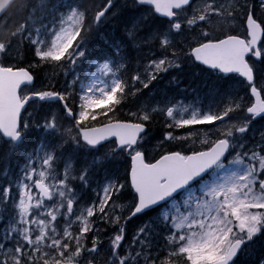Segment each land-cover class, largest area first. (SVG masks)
<instances>
[{
  "label": "snow or ice",
  "instance_id": "snow-or-ice-1",
  "mask_svg": "<svg viewBox=\"0 0 264 264\" xmlns=\"http://www.w3.org/2000/svg\"><path fill=\"white\" fill-rule=\"evenodd\" d=\"M0 264H264V0H0Z\"/></svg>",
  "mask_w": 264,
  "mask_h": 264
},
{
  "label": "rangeland",
  "instance_id": "rangeland-1",
  "mask_svg": "<svg viewBox=\"0 0 264 264\" xmlns=\"http://www.w3.org/2000/svg\"><path fill=\"white\" fill-rule=\"evenodd\" d=\"M112 27L113 26H109V28H107L108 29V33H109V35H112L113 34V32H111L112 31ZM43 73H41V77H43ZM60 80H61V82L63 81V77L61 76L60 78H59ZM193 81V78L191 77V76H187V77H185L184 79H183V82H182V84L180 85V87L181 88H184L185 86H189V95H191L192 93H191V88L192 87H195L196 86V84H203L204 82H210L209 81V78L205 75L204 77H203V79H199V80H196L195 82H192ZM39 86V85H38ZM162 86H167V84H166V81H164V82H162ZM197 91L198 92H200L201 94L203 93V88L201 87V88H198L197 89ZM30 111H31V109H30ZM161 129V130H160ZM163 126H162V121H160V120H158L154 125H153V127H152V130H151V132H152V135L154 136V137H157V138H159L160 136H161V134H162V132H163ZM156 140H153L152 141V143L153 144H156Z\"/></svg>",
  "mask_w": 264,
  "mask_h": 264
},
{
  "label": "flooded vegetation",
  "instance_id": "flooded-vegetation-1",
  "mask_svg": "<svg viewBox=\"0 0 264 264\" xmlns=\"http://www.w3.org/2000/svg\"><path fill=\"white\" fill-rule=\"evenodd\" d=\"M101 32L103 35H109L108 29H102ZM96 42H97V44H99L101 42L99 37L96 38Z\"/></svg>",
  "mask_w": 264,
  "mask_h": 264
},
{
  "label": "bare ground",
  "instance_id": "bare-ground-1",
  "mask_svg": "<svg viewBox=\"0 0 264 264\" xmlns=\"http://www.w3.org/2000/svg\"><path fill=\"white\" fill-rule=\"evenodd\" d=\"M112 32V31H111Z\"/></svg>",
  "mask_w": 264,
  "mask_h": 264
},
{
  "label": "trees",
  "instance_id": "trees-1",
  "mask_svg": "<svg viewBox=\"0 0 264 264\" xmlns=\"http://www.w3.org/2000/svg\"><path fill=\"white\" fill-rule=\"evenodd\" d=\"M161 130V129H160Z\"/></svg>",
  "mask_w": 264,
  "mask_h": 264
}]
</instances>
